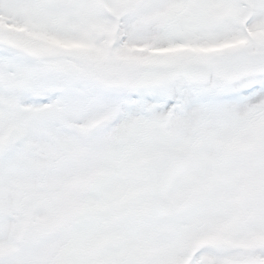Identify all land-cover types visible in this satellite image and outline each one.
Returning <instances> with one entry per match:
<instances>
[{"label":"snow or ice","instance_id":"6c2138e0","mask_svg":"<svg viewBox=\"0 0 264 264\" xmlns=\"http://www.w3.org/2000/svg\"><path fill=\"white\" fill-rule=\"evenodd\" d=\"M0 264H264V0H0Z\"/></svg>","mask_w":264,"mask_h":264}]
</instances>
